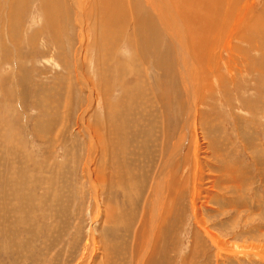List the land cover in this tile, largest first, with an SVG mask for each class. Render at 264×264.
I'll list each match as a JSON object with an SVG mask.
<instances>
[{"label":"rangeland","instance_id":"1","mask_svg":"<svg viewBox=\"0 0 264 264\" xmlns=\"http://www.w3.org/2000/svg\"><path fill=\"white\" fill-rule=\"evenodd\" d=\"M41 1L0 0V226L13 228L16 198L17 209L22 205L21 214L26 220L29 219L27 201L31 199L34 211H42L45 220L40 222V214H37L29 221L33 227L15 229L29 234V245L20 243L24 233L19 234L15 242L9 241L11 235L5 234L2 238L0 235V264H82L89 224L85 216L87 183L83 184L81 168L89 154L93 162L100 154H88V149H109L106 143L108 120L115 118L112 114L117 112L127 89L139 93L134 75L141 71H128L132 67L129 59L134 55L129 38L115 40V47L111 45L113 49L96 47L99 16L96 17L98 9L93 1L97 0H80L79 13L72 0H59L60 12L50 14L54 29L47 24ZM204 1L215 6L207 13L213 16L210 22L216 31L213 48L204 51L211 40L206 36L201 38L200 55L206 59L207 68H199L204 71L201 79L207 82L198 90L196 113L188 112L184 90L166 83L168 72L161 71L150 61L152 64L149 68L147 65V69L143 66L142 73L144 78L148 75L147 84L156 88L152 98L162 96L164 100L157 103L153 117L146 110L143 113V127L149 130L143 146L139 144L142 138L139 131L135 133V142L118 149V133L115 132L114 165L109 163L115 170L114 167L118 168L120 161L132 156L135 149H141L150 160L143 184H134L132 164L122 169L129 176V187L139 199V213L128 221L129 227L137 228L143 210L141 203L152 190L153 174L158 173L162 149L170 155L184 146L180 158L187 151L191 157L192 146L199 149L198 168L187 169L188 159L178 168L177 176L181 174L182 184L188 186L172 193L166 210L167 222L159 228L162 230L160 243L166 248L148 264H264L263 259L245 251H240L242 256L224 253L198 230H194L198 239L193 235V219L188 207L190 174L197 177L193 204L202 212L212 234L234 250L253 246L264 256V0ZM17 7V11L23 10L10 11ZM179 24L180 33L175 35L177 51H182L181 42L185 38L190 48L195 45L196 53L197 43L182 17ZM160 35L165 49L168 40ZM110 52L111 55H104ZM196 61L199 63L197 58ZM79 73L85 82L81 76L79 78ZM106 78L109 89L107 87V94L102 97L98 87ZM90 91L93 102L89 100ZM98 97L105 101L100 102ZM145 98L148 100L150 94L144 95V101ZM176 103L185 110L178 119L174 118V115L179 116L180 109ZM140 120L141 117L135 122ZM191 123L196 126L197 134ZM184 124L185 144L180 143ZM161 127L169 133L165 139ZM97 133L101 137L100 144ZM127 134L134 137L133 130H127ZM107 160L106 156L102 163L106 165ZM20 177L24 188L15 180ZM104 180L105 200L110 202L111 194ZM163 191L160 185V194ZM134 194L131 193V199H135ZM161 201L160 197L159 203ZM110 212L113 213L112 206ZM171 226H175L177 248H167L172 240ZM95 232H100L97 224ZM113 243L114 249L104 251V257L111 260L109 264H130L129 256L133 264H143L139 253L129 244L122 248L120 238H115ZM123 253L126 256L121 257ZM93 260L99 264L100 257Z\"/></svg>","mask_w":264,"mask_h":264},{"label":"bare ground","instance_id":"2","mask_svg":"<svg viewBox=\"0 0 264 264\" xmlns=\"http://www.w3.org/2000/svg\"><path fill=\"white\" fill-rule=\"evenodd\" d=\"M97 1L101 3V6H99V3ZM97 1L96 3L95 1H93L95 5L97 4L98 9V14L95 13L97 15L96 17L99 16V21H96V28L99 31L98 38L96 39L97 49H110L111 45H114L115 47V40H118L120 38L122 39L123 37L129 38L127 41H129L128 43L134 48V55H132V57L129 59L131 60L132 67L128 68V71L141 72H139L137 76L134 75L135 73L133 74L136 80L135 84L137 86V89L139 90V93H135L128 88L126 93L124 94V98L119 103L117 112L112 114L115 118L111 117V119L108 120V139L106 138V143L108 144L109 149H88V154L91 153L96 155L98 152H100V154H97L94 162L91 158V155L89 154V157L87 156V160L83 162L81 168L83 184L87 183L86 194H88V203L86 207L88 208V212L85 216L89 224V229L85 231L87 240L84 256L82 257L81 263L95 264L93 258L96 259L100 257L99 264H109L111 260L110 258L104 257V251L114 249L113 240L115 238H120L122 240V248L129 244L132 247L133 251L139 253V258L140 260H143V264H148L149 260L152 261L157 258V254L161 249L166 248L160 243L162 240V230H160L159 228L162 223L165 224L167 222L166 210L171 201V196H173L172 193H174L175 191H179L184 185V187H186V185L188 186V184H182L183 177L181 176V174L179 175V177L177 176L178 168L181 163L183 164L185 159L189 160V163H187V169L193 170L195 168H198L200 166V161L197 155L199 149H196L195 146H192V149L194 150L191 153V157H188L187 151V154H183V158H180V156L183 153L182 151L184 150V146L173 150L170 155H167L164 149H162L160 154L159 150L157 154H160L161 159L158 165V173L153 174L154 180L152 182V190L148 192L145 200H143L141 203L143 210L140 214L137 228H131L128 226V221L134 218L139 213V199L129 187V176L126 173H123L122 169L126 167L127 164H132L134 167V174L136 179L134 184L136 185L138 184V182H142L143 184L145 181V175L147 173L146 167L150 160L146 158L141 149H135L134 154L132 156H127L123 160H121L118 168L114 167V170L109 162H112L114 165L116 150H113V140L115 137V132L118 133V149H124L125 144L129 146V143L131 141L135 142V140L137 139L135 138V133L138 134L139 131L142 134V138L138 140L139 144H141L142 146L149 135V130L143 127V113L146 110L150 113L151 117H153L155 114L157 103L161 102V100H164L162 96H157L155 99L152 98L156 95V88L154 87V90L149 86V84H147L145 78L148 75H145L146 77L144 78V75L142 73L143 66H145L146 68L148 65L149 68V64H152L150 63V61H152L154 64H157V66L162 69L161 71L168 72L165 81L166 83L173 85L175 89L181 88L184 90L183 95L186 97L188 112L196 113V106L194 105L198 98V90H200L199 88L207 82L201 79V76L204 74L203 69L207 68V63L204 61L206 59H202V56L200 55L201 49L199 47L202 46L201 38L203 36H206L209 40H211L210 43H207L204 51H206L208 48L214 47V35L216 30L212 27V24L210 22L213 16L211 14H208L207 11L210 10L209 8H214L215 6H209L204 0H139L133 2H131V0ZM72 2L76 8V11L79 13L82 2H80V0H72ZM41 6L43 7V10L48 17L49 22H47V24L49 23L50 27L54 29V23H50L52 21L50 19V14L54 12H60L61 5L59 4V0H43V2L41 1ZM18 7L16 8V10L11 8L10 11L14 13L18 10ZM21 10L17 12L20 13ZM244 10L247 11L248 9L244 8ZM180 17H182L187 23V26L189 27L191 34L197 43L196 53L195 45H190L192 48L191 50L185 38L181 42L182 51H177V42L175 35L180 33ZM154 21H156V23ZM130 27H132V29H130ZM151 28L153 29L154 34H152ZM128 30L131 31L127 34V36H124L126 35ZM160 33L166 40H168V46L166 45L165 49L164 44H161ZM163 37L162 39H164ZM107 41L109 42V44H107ZM170 49L173 51H170ZM111 54L112 52L108 54L106 53L104 55L106 56ZM196 58L199 63H197ZM101 66L102 68H104L103 65ZM199 66L203 69L199 68ZM170 73H172V75ZM81 75L82 74L79 73V78ZM121 75L124 76L123 69ZM81 78L83 79V76H81ZM199 80L201 82H199ZM83 81L85 82V79H83ZM139 82L141 84H139ZM108 85L109 84L107 78L101 82L100 87H98V93H100L101 96L105 95V93L107 94L106 90ZM149 94L150 98L147 100L146 98L148 97H146V101H144V95L148 96ZM173 95H175V93ZM98 98L100 102L103 99L101 97ZM172 99L174 101V98ZM89 100L92 102L94 100L91 91ZM179 100L181 99L179 98ZM103 101H105V99H103ZM177 104L178 103H176V105ZM184 113V108L180 106V109L177 111V114L179 116L174 115V118L177 117L178 119L180 118V116H183ZM139 117H141V120L135 122V119ZM153 125L151 129L154 131L155 126ZM191 127H194V123H191ZM81 129L84 128L81 127ZM86 129L88 130L87 127ZM161 129L164 131L163 136L165 139V137L168 136L169 133L165 131V128L161 127ZM127 130H133L134 137L128 135ZM185 130L186 129L184 124L180 131V141H182L180 143L184 144L185 142L183 141H187V138H183V132ZM193 131L197 134L196 126L194 127ZM97 142L98 144L101 143V137L98 136V133ZM151 153H154V151L152 150ZM106 156L108 157V162L105 165L103 164V161H106ZM91 160L93 164L90 163ZM92 165L94 168L92 167ZM10 166H13V163ZM12 174L14 175L13 171ZM59 174L61 175V173ZM20 175L22 176L21 173ZM112 176L113 178H111ZM103 178H105L104 182L106 184L108 183V190L111 194L110 202H107L105 200L106 188L102 185ZM15 180L19 181V183H22L21 185H23L22 187L24 188L22 177ZM189 181L191 191L189 190L190 195L188 196V207L190 209V216L193 219V232L194 230H198L199 234L207 238L212 246L216 247L226 254L242 256L243 253H241L240 251H245L246 253L251 254V256L264 260V256L259 254V251L255 250L253 246H246L245 248L234 250V248L231 247L228 243L226 244L225 241L223 243V240L216 236L215 233L212 234L210 229L205 224V219H203L202 212L193 204L196 196V174L194 177L193 174H190ZM19 183L15 182V185L20 187ZM160 185L161 188L164 189L162 194H160L159 192ZM30 186L31 185H29V187ZM28 189L29 192H31V189ZM131 193L135 195V199H131ZM142 193H144V191ZM209 196L210 195H207V197ZM160 197L162 200L161 203H159ZM31 200L27 201V205L29 206V219H27V221L24 215L21 214L23 210L22 205L19 209H17L18 200L16 198V205L14 206L13 211L15 214L12 221L13 228H4L5 225L0 226V228L2 227L0 231V235H2L1 238L3 236H6L5 234H7V237L11 235V239L9 241L15 242L16 238L19 237V234H25L21 242L19 239V242L21 244L25 243L29 245V240L27 239L29 237V234L20 231L16 232L15 229L22 227H33V223H29V221L31 218L33 220V217H36L37 214H40L38 215L39 219L41 220L40 222H45V220L42 218V211H34V208L31 205ZM111 206L113 208L112 214L110 212ZM136 206H138V209ZM22 219H24L23 223L21 222ZM96 224L100 227L99 233L95 232ZM171 228L172 240L168 242L167 248H177L175 244L178 240L175 239L176 232L173 231L175 230V226H171ZM80 232L81 231H79V233ZM195 234L196 233L194 232V238L196 237V239H198ZM194 243L195 242H193V244ZM124 256L126 255L123 253L121 257ZM166 256H164V258ZM129 263L133 264L130 256Z\"/></svg>","mask_w":264,"mask_h":264}]
</instances>
